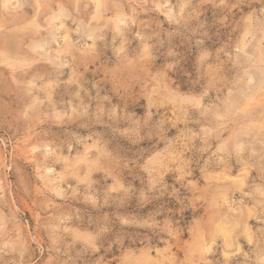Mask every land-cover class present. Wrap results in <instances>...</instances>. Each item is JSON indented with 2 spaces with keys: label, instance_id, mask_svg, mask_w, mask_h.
I'll list each match as a JSON object with an SVG mask.
<instances>
[{
  "label": "clouds",
  "instance_id": "clouds-1",
  "mask_svg": "<svg viewBox=\"0 0 264 264\" xmlns=\"http://www.w3.org/2000/svg\"><path fill=\"white\" fill-rule=\"evenodd\" d=\"M0 264H264V0H0Z\"/></svg>",
  "mask_w": 264,
  "mask_h": 264
},
{
  "label": "rangeland",
  "instance_id": "rangeland-1",
  "mask_svg": "<svg viewBox=\"0 0 264 264\" xmlns=\"http://www.w3.org/2000/svg\"><path fill=\"white\" fill-rule=\"evenodd\" d=\"M207 15H208V18H209V20H211V14H210V13H208Z\"/></svg>",
  "mask_w": 264,
  "mask_h": 264
}]
</instances>
